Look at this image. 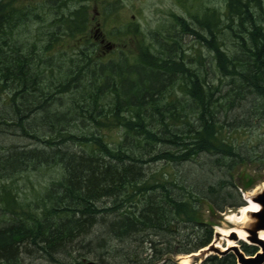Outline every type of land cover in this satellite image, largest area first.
<instances>
[{
  "label": "trees",
  "instance_id": "trees-1",
  "mask_svg": "<svg viewBox=\"0 0 264 264\" xmlns=\"http://www.w3.org/2000/svg\"><path fill=\"white\" fill-rule=\"evenodd\" d=\"M15 1L0 0V126L44 148L0 150V264H20L25 244L40 252L56 254L67 246L73 252L71 242L79 236L89 247L94 226L105 230L95 235V249L136 235L132 243L147 245L146 264L206 246L211 231L199 205L220 213L242 206L232 173L251 161L264 166V132L250 150L240 142L264 124V0H221L219 9L200 17H173L179 31L151 35L149 44L138 41L137 49L107 60L95 57L92 46L66 60L64 52L51 53L60 36L74 39L86 31L83 4L65 13L61 0L39 7ZM39 23V35L28 38L27 30ZM186 37L210 55L209 69L199 50L185 48ZM226 41L229 54L222 48ZM37 117L40 124L33 123ZM114 129L119 139L108 141L105 133ZM202 154L213 159L219 176L206 178L218 176L215 184L178 191L164 175L152 176L158 171L151 165L176 166ZM56 167L59 177L38 193L31 188L33 200H20V178L28 182L41 168ZM98 215L113 221H95ZM180 228L201 233L172 250L164 238L174 241ZM135 255L134 264H141ZM214 259L206 263L234 264Z\"/></svg>",
  "mask_w": 264,
  "mask_h": 264
},
{
  "label": "rangeland",
  "instance_id": "rangeland-1",
  "mask_svg": "<svg viewBox=\"0 0 264 264\" xmlns=\"http://www.w3.org/2000/svg\"><path fill=\"white\" fill-rule=\"evenodd\" d=\"M53 0H17L15 5L20 6L24 3H28L31 6H42L51 4ZM60 1V0H59ZM66 2L65 9L62 8V11L67 13L68 10H71L73 6L77 7L80 4H83L86 8L87 18L89 20L87 24V29L82 34L77 35L74 39H68L60 36V39L53 45L51 53L54 56H57L59 53L64 52L66 55L61 60H66L68 57L75 54L77 49H81L85 46L93 47L95 50L94 56L101 59L107 60V58H112L119 51L127 52L129 50L137 49V43L143 41L144 44H149L151 40V35L160 38L164 35L167 36L169 33L179 31L178 29L173 28L174 19L173 17H182L188 19V17L195 16L200 17L206 9L218 8L221 6V0H76L78 3L68 0H61ZM45 13L48 19H51L52 12L47 11L45 8L42 11ZM42 23L35 27H30L27 30L25 35L30 39H35L37 36V29L41 26ZM185 43V48H191L193 50H199V54L205 59L206 68L209 69L211 63L207 60L210 58V55L200 46L194 45L189 37L183 38ZM232 45H229V41L225 42L224 48L225 52L231 53L233 51L230 48ZM187 52L185 55L188 56L192 53ZM65 65V64H64ZM215 79V78H213ZM212 79V80H213ZM227 87H224V89ZM3 99H0V110L3 109L2 103ZM246 109V108H245ZM33 123L40 124L41 121L39 117L35 118ZM44 124H41L43 126ZM264 132V124H262L252 135H244L240 137V142L247 143L248 150L254 147L258 141V137L261 133ZM13 135H12V134ZM7 132L4 126H0V150L4 154V150L12 145H16L19 148L24 146L31 149H43L44 146L39 143L29 144L26 140L19 138L17 131L16 132ZM105 136L108 141L118 140L119 132L118 130H112L105 133ZM60 149L63 146H59ZM250 154L251 160L253 159V152L248 151ZM212 158L207 157L206 155H198L192 158L190 161L178 164L176 166L168 164H156L151 165V169H155L158 172H152L154 180L159 179V175L162 174L165 176L167 181H170L176 186H178V191L180 186H189L191 188H197V190L202 188L203 184L213 183L215 184L219 180V174L211 167ZM153 171V170H152ZM210 174L218 175L214 179L206 178L211 177ZM60 169L52 168H41L36 173L30 175V180L27 182L24 179L20 178L16 184L19 189L24 191L23 194L20 193V200L22 201H31L35 197L33 191L38 193L42 190V185H47L48 182L54 181L55 178L59 177ZM149 174L146 176L148 177ZM152 181V180H151ZM231 182L235 186L237 192L239 193L240 199H243V194L241 193L251 192L254 193L259 189V186L264 183V166H261L257 162H250L244 165L239 166L235 169L231 176ZM176 189H172L175 191ZM176 192V191H175ZM199 213L202 217L203 224L207 226V229L211 231L209 241L206 246L214 244V233L216 228L221 227L222 215L229 213L231 211L235 212L236 209L225 208L224 212H217L209 204L199 205ZM103 217L108 222L112 223L113 218L111 216H102L98 215L95 217L97 219ZM96 232H94L93 237L87 238L91 239V246H87L86 239L81 240L78 236L71 242V247L73 252H68L69 246L66 249L61 250L58 253H52L49 251L40 252L37 248H34L30 245L25 244L22 249V254L19 255L20 264H74L77 261H92L96 264H99L96 260L100 261L102 264H128V258L132 259L134 252L136 255L134 257L142 258L146 256V262L150 260L148 250H144L147 247L146 244L138 246L137 243H132L133 238L136 235H131L128 239L125 240H116L114 246L111 247V244L107 242L103 250L95 249L97 246L95 238L98 233H101L105 230H102L99 226H94ZM198 230V229H197ZM197 230L195 229H182L180 228L177 233L174 234L173 240L169 236L164 238L165 244L169 240V243L172 250H177L179 247L174 245H181L180 243L190 240L191 236L197 235ZM199 234L201 232H198ZM192 234V235H191ZM145 237L146 231L141 233ZM148 236H146L147 238ZM103 238H105L103 236ZM179 243V244H178ZM109 245V247H108ZM215 245V244H214ZM222 248H227V243L225 241L220 242ZM157 249L162 247L156 246ZM201 248L204 250L205 248ZM243 247L252 249V252L248 255L242 251ZM78 250L76 251V249ZM108 248V250H107ZM236 248L239 249L244 256H253L255 252H258V248L254 245H250L247 242H236ZM75 250V251H74ZM107 250V252H106ZM200 250V249H199ZM79 251V252H78ZM93 253H91V252ZM90 252V253H89ZM140 252H143L140 254ZM146 252V253H145ZM198 250L189 254L181 253H171L163 254L161 257L153 262V264H207L206 261L210 258H215L214 262L218 263L224 259H228L236 264L234 254L228 252L224 255H218L216 253H208L202 258L201 256L194 257L197 255ZM197 253V254H196ZM85 255L88 258H80L82 255ZM193 257H190V256ZM190 257L187 261H183L184 257ZM128 257V258H127ZM142 264V263H141Z\"/></svg>",
  "mask_w": 264,
  "mask_h": 264
},
{
  "label": "water",
  "instance_id": "water-1",
  "mask_svg": "<svg viewBox=\"0 0 264 264\" xmlns=\"http://www.w3.org/2000/svg\"><path fill=\"white\" fill-rule=\"evenodd\" d=\"M250 201L256 205V210L250 213H247V221L244 225L240 226L241 231L245 234V241L237 240L241 242H247L250 245H254L258 248V252H255L253 256H244V254L237 249L232 247L229 251L224 250L219 252L212 248V245L204 247L205 249L198 250L196 256H201L204 258L206 254L210 251L215 252L218 255H224L228 252L234 254L236 264H264V240L259 239L258 233L264 231V187L259 188L253 195L250 197ZM214 235V234H213ZM215 236V235H214ZM232 239H235V236H231ZM192 256V257H193ZM82 264H96L92 261H82Z\"/></svg>",
  "mask_w": 264,
  "mask_h": 264
},
{
  "label": "bare ground",
  "instance_id": "bare-ground-1",
  "mask_svg": "<svg viewBox=\"0 0 264 264\" xmlns=\"http://www.w3.org/2000/svg\"><path fill=\"white\" fill-rule=\"evenodd\" d=\"M264 187V183H262L259 188ZM255 191V190H254ZM254 191L251 192H245L243 194V205L236 208V211L226 213L222 215L221 219V227L216 228L214 233V244L212 245V248L223 252L224 250H230L232 247H236L237 240L245 241V234L241 231L240 226L244 225L247 221V213L253 212L256 210V205H254L250 201V197L253 195ZM235 236V239H232L231 236ZM259 239L264 240V231L258 233ZM225 241L227 243V248H222L220 246V242ZM215 253L213 251L209 250V254ZM192 257V255L190 256ZM190 257L187 256V258L184 257L183 261H187L190 259Z\"/></svg>",
  "mask_w": 264,
  "mask_h": 264
},
{
  "label": "flooded vegetation",
  "instance_id": "flooded-vegetation-1",
  "mask_svg": "<svg viewBox=\"0 0 264 264\" xmlns=\"http://www.w3.org/2000/svg\"><path fill=\"white\" fill-rule=\"evenodd\" d=\"M139 263L146 264V260H144V259H140ZM128 264H134L133 259H129V258H128ZM163 264H164V263H163Z\"/></svg>",
  "mask_w": 264,
  "mask_h": 264
}]
</instances>
